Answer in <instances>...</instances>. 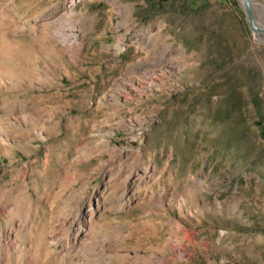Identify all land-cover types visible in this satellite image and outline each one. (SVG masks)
<instances>
[{
  "label": "rangeland",
  "instance_id": "1",
  "mask_svg": "<svg viewBox=\"0 0 264 264\" xmlns=\"http://www.w3.org/2000/svg\"><path fill=\"white\" fill-rule=\"evenodd\" d=\"M1 233L0 264H264L242 2L0 0Z\"/></svg>",
  "mask_w": 264,
  "mask_h": 264
},
{
  "label": "water",
  "instance_id": "2",
  "mask_svg": "<svg viewBox=\"0 0 264 264\" xmlns=\"http://www.w3.org/2000/svg\"><path fill=\"white\" fill-rule=\"evenodd\" d=\"M240 1L242 2V5L244 7V11L246 13L247 21L250 28L253 31L264 33V28L259 27V25L256 22L252 0H240Z\"/></svg>",
  "mask_w": 264,
  "mask_h": 264
},
{
  "label": "bare ground",
  "instance_id": "3",
  "mask_svg": "<svg viewBox=\"0 0 264 264\" xmlns=\"http://www.w3.org/2000/svg\"><path fill=\"white\" fill-rule=\"evenodd\" d=\"M263 11V10H262ZM263 13H264V11H263ZM91 210V206L89 205V211ZM78 227H79V230L81 229V222H79V224H78ZM6 240V237H5V235H3L2 233L0 234V244L2 243V241H5ZM73 244L72 243H69L68 244V247H71ZM72 247H74V245L72 246ZM68 250L70 249V248H67Z\"/></svg>",
  "mask_w": 264,
  "mask_h": 264
},
{
  "label": "trees",
  "instance_id": "4",
  "mask_svg": "<svg viewBox=\"0 0 264 264\" xmlns=\"http://www.w3.org/2000/svg\"><path fill=\"white\" fill-rule=\"evenodd\" d=\"M160 1H166V0H160Z\"/></svg>",
  "mask_w": 264,
  "mask_h": 264
}]
</instances>
